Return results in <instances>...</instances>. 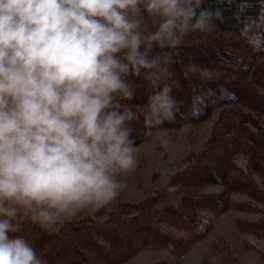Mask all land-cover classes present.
Listing matches in <instances>:
<instances>
[{"label":"clouds","instance_id":"9594fccd","mask_svg":"<svg viewBox=\"0 0 264 264\" xmlns=\"http://www.w3.org/2000/svg\"><path fill=\"white\" fill-rule=\"evenodd\" d=\"M202 2L0 0V264H46L24 237L10 235L28 220L50 228L125 190L123 174L137 163L128 125L138 119L120 103L133 98L127 77L146 70L158 89L148 98L146 133L175 123L177 60L166 49L214 30L222 16ZM145 13L159 20L147 34ZM160 143L171 151L170 139ZM157 170L174 175L163 160Z\"/></svg>","mask_w":264,"mask_h":264},{"label":"trees","instance_id":"16d2710c","mask_svg":"<svg viewBox=\"0 0 264 264\" xmlns=\"http://www.w3.org/2000/svg\"><path fill=\"white\" fill-rule=\"evenodd\" d=\"M201 8L221 14L214 30L190 32L176 49H166L177 60L171 66L176 122L146 133L148 98L158 91L145 78L146 70L127 77L133 98L120 103L138 117L128 125L135 145L160 128L196 123L216 110L205 147L189 154L186 165L163 185L138 201L122 202L103 219L84 215L50 228L28 220L21 231L10 233L24 237L46 264H122L143 249L180 257L228 209L257 213L238 218L237 226L264 237V187L255 181L264 182V0H203ZM159 51L154 48L153 54ZM239 154L245 166L236 162ZM212 184L221 189L205 190ZM170 185H180L175 195L168 192ZM236 193L243 197L235 198ZM251 248L264 258V250Z\"/></svg>","mask_w":264,"mask_h":264},{"label":"rangeland","instance_id":"374dc122","mask_svg":"<svg viewBox=\"0 0 264 264\" xmlns=\"http://www.w3.org/2000/svg\"><path fill=\"white\" fill-rule=\"evenodd\" d=\"M157 23H159L158 18L149 17L145 13L140 31L145 34ZM216 114L215 110L211 115L196 123L160 128L144 141L136 144L134 154L137 161L136 166L134 170L123 174L122 177L127 185L125 190L105 207L94 213H81L76 218L90 215L103 219L108 211L117 208L122 202L138 201L156 187L163 185L169 178L161 177L157 170L158 163L161 160L165 161L173 171L186 165L189 154L201 151L205 147L215 123ZM163 138L170 139V152H165L161 147L160 141ZM236 162L245 166V156L237 155ZM255 181L264 187V182L260 178L255 177ZM220 189V185L212 184L205 190ZM234 197L238 199L243 195L236 193ZM257 216V213L225 210L217 216L215 228L196 240L183 256H175L170 251L162 249H143L122 264H264V258L256 249L251 248L256 246L257 249L264 250V237H255L240 230L237 226L238 218Z\"/></svg>","mask_w":264,"mask_h":264}]
</instances>
